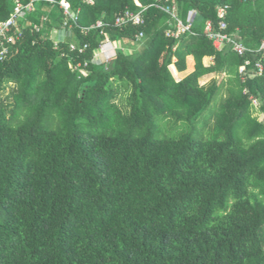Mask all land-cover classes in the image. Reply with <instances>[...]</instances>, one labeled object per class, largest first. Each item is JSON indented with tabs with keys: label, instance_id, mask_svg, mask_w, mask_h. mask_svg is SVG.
Returning <instances> with one entry per match:
<instances>
[{
	"label": "trees",
	"instance_id": "trees-1",
	"mask_svg": "<svg viewBox=\"0 0 264 264\" xmlns=\"http://www.w3.org/2000/svg\"><path fill=\"white\" fill-rule=\"evenodd\" d=\"M17 1L0 32V264H264V68L242 81L245 57L205 32L227 5L226 33L257 47L264 0H65L75 19L62 0H0V23ZM152 3L197 14L167 37ZM210 72L227 81L201 84Z\"/></svg>",
	"mask_w": 264,
	"mask_h": 264
},
{
	"label": "built area",
	"instance_id": "built-area-1",
	"mask_svg": "<svg viewBox=\"0 0 264 264\" xmlns=\"http://www.w3.org/2000/svg\"><path fill=\"white\" fill-rule=\"evenodd\" d=\"M136 4L138 5V3ZM61 6H63L64 8L63 9L64 13L70 15L71 18L75 19V15L73 13L72 15L68 13L67 9L70 6L65 0L61 1ZM151 6L159 8L163 12L170 15V17L176 21L174 29L168 28L165 30V35L167 37L178 38L179 36L187 32L191 28L194 17L197 14V11L195 10L189 11L187 21L183 22L177 16V10L174 4L152 3ZM26 7L27 9H31V3L26 5ZM145 9L146 8L143 7L137 12L128 9L125 10L123 14L119 15L115 19V25L123 26L126 25L128 22H132L133 24H142L144 20L141 14ZM226 10H227V5H222L217 7L218 24L216 29L213 28L211 21L206 22L205 32L207 37L212 41L213 46L217 50H221L227 44L231 46L232 51H234L237 55L245 57L243 63L238 66V73L241 75L242 81L245 80L247 76L252 77L255 75L262 74L264 68L262 63V57H264V36L257 47H248L245 44H243L239 39H237L235 36H231L228 33H226L225 30L227 28V23L224 20ZM23 13H25L23 9V5H21V3L17 1L13 14H11L10 17H8L5 21L0 23V32L8 30L9 27L11 26H16L15 18L17 16H22ZM102 24L103 23L101 21H98L96 23V26H102ZM141 36H142V32L140 31L136 35V38L139 39ZM59 39L60 38H57L55 40V45L58 43ZM70 48L71 50H74L76 48L75 44H71ZM80 51H82V49H80ZM106 51L107 50L101 47L99 54H103V56L106 57ZM0 54H2V51L0 52ZM100 60H102V58ZM242 93H246V90L243 89ZM250 98L252 104L256 106L258 104L257 99L253 96Z\"/></svg>",
	"mask_w": 264,
	"mask_h": 264
},
{
	"label": "rangeland",
	"instance_id": "rangeland-1",
	"mask_svg": "<svg viewBox=\"0 0 264 264\" xmlns=\"http://www.w3.org/2000/svg\"><path fill=\"white\" fill-rule=\"evenodd\" d=\"M56 36V38H58V36L60 37V33L57 30V32H53L52 37ZM62 37V34H61ZM132 44V43H131ZM119 46L123 48L124 44L123 42L119 43ZM131 47L134 46V49L138 48L137 45H135L134 43L132 45H130ZM82 74H85V71L83 69L80 70ZM220 77V75H219ZM221 95H224L223 91H218L217 95L214 96L212 102L210 103L207 112L205 113V117L204 119H209V115H211V113H213L215 107L217 106L218 102H219V98ZM262 117H260L259 119H261ZM157 122L159 123V128H160V132L163 133V135H176L178 132L180 131H185L186 127L185 126H173V122H168L166 123L165 121L162 120L161 117L157 118ZM203 125V119L200 120L198 127H201ZM206 128L204 130H202L201 134H203L205 137L206 136Z\"/></svg>",
	"mask_w": 264,
	"mask_h": 264
},
{
	"label": "crops",
	"instance_id": "crops-1",
	"mask_svg": "<svg viewBox=\"0 0 264 264\" xmlns=\"http://www.w3.org/2000/svg\"><path fill=\"white\" fill-rule=\"evenodd\" d=\"M61 37V35H60ZM124 44V43H123ZM132 44L130 43H127V44H124V48H128L129 51H132L134 50V46H130ZM108 49H111V47H109ZM174 60H176V58H174ZM188 62H189V67H192L193 65V61H192V57H188ZM202 62L205 66H212L214 65V59L212 56H205L203 59H202ZM220 75V77H219ZM216 79L217 82H220V81H227V74L225 72H210V73H207L205 75H203L201 78H200V83L201 84H206L208 83L210 80L212 79ZM238 88H235V89H232L231 92H234V91H237Z\"/></svg>",
	"mask_w": 264,
	"mask_h": 264
},
{
	"label": "water",
	"instance_id": "water-1",
	"mask_svg": "<svg viewBox=\"0 0 264 264\" xmlns=\"http://www.w3.org/2000/svg\"><path fill=\"white\" fill-rule=\"evenodd\" d=\"M67 11H68V13H69V14H71V15H72V10H71V8H70V7L67 9Z\"/></svg>",
	"mask_w": 264,
	"mask_h": 264
}]
</instances>
